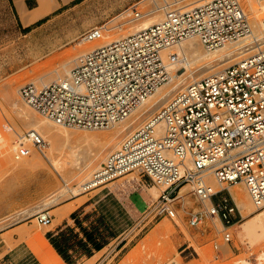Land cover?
Segmentation results:
<instances>
[{
    "label": "built area",
    "instance_id": "obj_1",
    "mask_svg": "<svg viewBox=\"0 0 264 264\" xmlns=\"http://www.w3.org/2000/svg\"><path fill=\"white\" fill-rule=\"evenodd\" d=\"M146 17L154 23L83 51L68 72L51 82L23 84L21 97L57 125L109 129L172 80L175 66L186 58L167 52L169 48L189 38H197L207 50L253 35V44L258 43L240 0H150L147 9L134 8L132 20ZM105 30L104 25L94 26L80 41L100 40ZM251 51L176 91L106 156L83 191L139 172L162 187L143 211L146 216L175 219L181 188L190 185L202 205L189 223L220 220L215 227L222 241L214 242L215 257L220 258L223 246L233 241L231 228L240 216L230 186L244 184L255 207L264 210V45ZM48 146L37 129H29L16 141L14 157H47ZM37 218L45 226L53 223L47 209Z\"/></svg>",
    "mask_w": 264,
    "mask_h": 264
},
{
    "label": "rangeland",
    "instance_id": "obj_2",
    "mask_svg": "<svg viewBox=\"0 0 264 264\" xmlns=\"http://www.w3.org/2000/svg\"><path fill=\"white\" fill-rule=\"evenodd\" d=\"M42 1L26 0L29 7L40 5ZM240 1L259 38L256 41L264 45L261 39L264 38V0ZM56 2L57 5L45 17L26 26L15 7V1L0 0V264H43L37 251L47 246L38 236L43 235L51 242L49 234L66 250L69 261L55 248L66 264H166L173 260L182 264H264V237L250 238L242 229V224L263 211L261 209H240L238 206L240 216L231 228L234 232L233 241L229 245L225 244L224 254L216 258L214 242L222 241V238L216 231L215 222L217 225H221V222L215 218V222L190 225L191 213L202 205L190 185L181 188L176 201L178 216L175 219L166 215L147 217L144 212H138L128 204L127 194L135 189L153 194V200L161 194L162 187L139 172H131L107 186L79 194L69 190L68 187H78L88 180L130 131L142 125L179 90L173 88V83L165 84L169 94L153 111L137 114V117L132 114L124 122L106 130L68 128L72 137L65 143L70 144V147L72 145L73 149L84 152L92 149L99 151L97 161L85 163L87 167L81 175L78 174L79 169L68 166V162L60 170L52 166L49 158L51 152L56 151L55 143L49 133L41 130L40 133L48 141L49 158L34 153L31 158L24 159L31 163L38 162L37 168L19 166L15 169L16 162L24 161H17L14 157L16 141L20 134L34 129L27 118L32 115L46 118L27 104L19 88L32 81L41 71L58 68L64 59L69 56L74 59L86 51L85 47L90 42L80 40L81 35L90 28L104 25L106 30L103 40L119 33H131L136 25L152 18L132 20L134 8L147 9L150 0ZM200 45V49L205 51V46L202 43ZM251 52L230 57L236 55L235 52L223 57L222 61L219 59L221 62L215 71ZM72 65L73 61L70 67ZM205 65H198L194 69L202 67L198 70L200 72ZM186 70L183 68L178 73ZM176 72L174 69L173 73ZM11 86H16L17 91L13 93ZM57 126L58 129L66 128ZM98 134L107 137L102 144H96V140L91 138ZM230 188L244 193L250 200L244 184H234ZM74 205L76 208L69 218L62 220L63 210L67 212ZM43 209H47L53 217V223L49 226L38 221L37 213ZM90 238L100 243L102 248L96 249Z\"/></svg>",
    "mask_w": 264,
    "mask_h": 264
},
{
    "label": "bare ground",
    "instance_id": "obj_3",
    "mask_svg": "<svg viewBox=\"0 0 264 264\" xmlns=\"http://www.w3.org/2000/svg\"><path fill=\"white\" fill-rule=\"evenodd\" d=\"M15 1H16V4L19 6L20 10L19 9L18 10L20 12L21 19L26 24L28 22L32 21L33 19H36L38 16H41L43 13H45V12L47 13L51 8H53L54 6L57 5V4H55V3H57V2H55L56 0L55 1L53 0L55 2L54 3L55 5L52 3V0H46V2H45L46 5H45L44 1H42L39 5L40 8H38V6H37L34 8V9L37 8L36 11L31 12V10H29L30 11L29 12L27 7H26V3L24 0H15ZM64 1H69V0H64ZM44 5H45V7H43ZM32 10H33V8H32ZM31 13L33 15L28 16ZM154 21H155L154 18L145 19L144 21H142L141 23L136 25L131 31H136V30H140L142 28H146V27L150 26L152 23H154ZM122 35H124V34L119 33L115 36L113 35V37L112 36L109 38L105 37L106 39H103V40L100 39V40L92 41L86 45L85 49L89 50L94 46L100 45V44L108 42L110 40L117 39V38L121 37ZM254 38H255V36L253 35V38L249 37V38L243 39V40L238 41V42L229 43L221 49H216V50L205 49V51H202V48L200 49V47L202 45H200L201 43H199L198 40H195V38H189V39L181 42L180 44L169 48L167 50V52L178 51L179 53L184 54V56L186 58L184 63L178 64L175 66L174 69H176L177 72L172 74V80L169 83H173L174 89H177V88L181 89L182 87H184L188 83L192 82L193 80H195L199 77H202L204 74L211 73V72L215 71L216 67L219 66V63L222 61L221 59L223 57L237 52L236 55H233V56L229 55L230 57L235 58L236 56L237 57L242 56V55L246 54L247 52H250L254 47L259 45V43L253 44ZM261 39L263 42L264 38H261ZM258 41L259 40H257V42ZM75 58L73 59L72 56H69L68 58L63 60L60 67L43 70L32 81L36 82V83L39 82L42 84L53 81L54 79H56L57 77H59L63 73H66L70 70V68H71L70 65H71L72 61L73 62L75 61ZM227 59H228V57H227ZM215 61H217V62H215ZM223 61H225V60L223 59ZM169 64H171V62ZM204 64H206V65L203 66L204 69L201 70L200 72H198V70L201 69L202 67L199 69H198V67L194 69V67H196L198 65L202 66ZM183 68H187V70L183 73H178ZM190 76H192V77L190 80H188V77H190ZM164 86L165 85H162L161 87H159L146 100V102L143 105H141L133 113V115L136 116L137 114L139 115L141 113H146V112H149L151 110L153 111L154 109H156L159 106L160 101L169 94V92H166ZM12 90H13V93L16 92L17 87L13 86ZM18 91L20 92V88ZM23 108H25L27 110L26 106H24ZM27 119H29L28 123H30V125H32V126L34 125V129H37L39 132L41 130L42 132L49 133L52 136L54 143H55L54 144V148H55L54 150H56V151L51 152V156H50L51 158H49V156H48L49 154L47 153L46 158L51 159V164H52V166L55 167V169L60 170L61 167L64 166L65 162H68L70 164V165L68 164V166H70L72 168H78L79 169L78 174L81 175L82 172H84L85 168L87 167V165H85V163L90 164V163H93L94 161H97V155H98L99 151L96 152L95 149H92L89 152H84L80 149L75 150L72 148V145L70 147V144L65 143V141H67V140L69 141L70 137H72L71 136L72 134L67 127L65 129H58L57 124L55 125V123L50 121L49 119L46 120V118L44 119L42 117L34 116V115H32L31 117H28ZM120 123H122V122H120ZM21 135L22 134H20L19 136L21 137ZM91 138H94L96 140V144H99V143L102 144L106 140L105 138H107V137L104 135L98 134V135H95ZM93 142H94V140H93ZM69 147H70V149L71 148L72 149L70 150ZM32 155H30L28 157L31 158ZM28 157H25V158H28ZM38 165H39V163L36 161L31 163V162L27 161L26 159H24V161L16 162L15 169L16 168L18 169L19 166H24L27 168H37ZM208 179L211 183H213L214 186L216 185L215 186L216 189H220L219 184L216 182V180H213L210 175L208 176ZM64 180L66 182H68L67 179H64ZM88 180L81 183L80 186H78V187H73V188L68 187V188H69V190H72L74 194H79L84 190V186ZM182 191H184V190H182ZM230 191L234 195V199H236L237 205L240 207V209L241 208L243 209L244 207H251V209H253V210L257 209L255 207V205L253 204L251 198H250V200H248L246 198V196H244V193L240 194L237 192L236 189H233V188H230ZM75 208H76L75 205L69 207L68 212L73 211ZM249 212H250V210H249ZM242 229L248 234V236H250V238H259L260 239V238L264 237V236H262V234L264 232V210L259 211V213H257L250 220L245 221L242 224ZM8 239H11V238H8Z\"/></svg>",
    "mask_w": 264,
    "mask_h": 264
},
{
    "label": "crops",
    "instance_id": "obj_4",
    "mask_svg": "<svg viewBox=\"0 0 264 264\" xmlns=\"http://www.w3.org/2000/svg\"><path fill=\"white\" fill-rule=\"evenodd\" d=\"M15 1V0H14ZM25 1V3H26V7H27V9H28V11L29 10H31V12L33 11H36L37 10V8L36 9H34L35 7H37L38 6V8H40V6L39 5H37V6H35V7H29L28 5H27V2H26V0H24ZM55 1V0H54ZM53 0H52V3L54 4L55 2H54ZM64 1V0H63ZM70 1V0H69ZM46 2V0H44V3ZM64 2H67V1H64ZM55 4H57V3H55ZM54 4V5H55ZM45 5H46V3H45ZM45 5L43 6V7H45ZM18 5L16 4V1H15V7H16V9H17V11H18V13L20 14V12H19V6L17 7ZM32 8H33V10H32ZM19 9V10H18ZM30 12V11H29ZM28 12V13H29ZM48 13H43L41 16H38L36 19H33L32 21H30V22H28L27 24L26 23H24V25H26V26H30V25H32L34 22H36V21H38V20H40V19H42L43 17H45L46 15H47ZM31 15H33L32 13L30 14V15H28V16H31ZM23 21V20H22ZM153 194H151V193H148V192H146L145 190H141V189H135V190H132V191H130L128 194H127V197H126V201L128 202V204L129 205H131L136 211H138V212H143L144 210H146V208H147V206H148V204L153 200ZM69 209V208H68ZM64 211V214H63V216H62V220H66V219H68L69 218V214L72 212H68V210H67V212H65V210H63ZM74 211V210H73ZM38 237H40L42 240H44V242L46 243V246H47V248L46 249H40V250H38L37 252H38V255H39V257H40V260H41V262L43 263V264H66V262L63 260V258L60 256V254L56 251V249H55V247L53 246V244L46 238V237H44L43 235H39Z\"/></svg>",
    "mask_w": 264,
    "mask_h": 264
},
{
    "label": "trees",
    "instance_id": "obj_5",
    "mask_svg": "<svg viewBox=\"0 0 264 264\" xmlns=\"http://www.w3.org/2000/svg\"><path fill=\"white\" fill-rule=\"evenodd\" d=\"M42 21V20H41ZM49 239L51 240V242L53 243V245L55 246V248L59 251V253L64 257V259L66 261H69V256L66 254V250L62 248V246L60 244L57 243V241L53 238V236L51 234L48 235ZM93 241V245L96 249H101L102 245L96 241H94L92 238H90ZM92 250V249H91ZM89 250V251H91Z\"/></svg>",
    "mask_w": 264,
    "mask_h": 264
}]
</instances>
